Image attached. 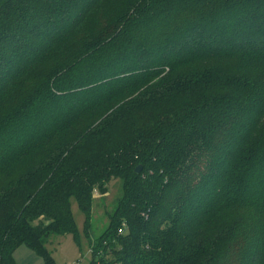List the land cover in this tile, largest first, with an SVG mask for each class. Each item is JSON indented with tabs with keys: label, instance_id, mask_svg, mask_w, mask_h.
I'll return each instance as SVG.
<instances>
[{
	"label": "trees",
	"instance_id": "16d2710c",
	"mask_svg": "<svg viewBox=\"0 0 264 264\" xmlns=\"http://www.w3.org/2000/svg\"><path fill=\"white\" fill-rule=\"evenodd\" d=\"M113 179L91 264H264V0H0V264Z\"/></svg>",
	"mask_w": 264,
	"mask_h": 264
},
{
	"label": "rangeland",
	"instance_id": "374dc122",
	"mask_svg": "<svg viewBox=\"0 0 264 264\" xmlns=\"http://www.w3.org/2000/svg\"><path fill=\"white\" fill-rule=\"evenodd\" d=\"M122 189V181L113 179L103 192L101 189L94 191L89 226L88 219L80 210L77 201L72 200V213L77 233L52 238V241L48 244V249L51 251V256L56 264H91L93 240L99 237L107 228ZM13 255L16 264H45L42 257L38 256L25 244L17 247Z\"/></svg>",
	"mask_w": 264,
	"mask_h": 264
},
{
	"label": "water",
	"instance_id": "95a60500",
	"mask_svg": "<svg viewBox=\"0 0 264 264\" xmlns=\"http://www.w3.org/2000/svg\"><path fill=\"white\" fill-rule=\"evenodd\" d=\"M141 171V166H138L137 168H136V172H140Z\"/></svg>",
	"mask_w": 264,
	"mask_h": 264
},
{
	"label": "built area",
	"instance_id": "2783aa9c",
	"mask_svg": "<svg viewBox=\"0 0 264 264\" xmlns=\"http://www.w3.org/2000/svg\"><path fill=\"white\" fill-rule=\"evenodd\" d=\"M119 231H121V230H119Z\"/></svg>",
	"mask_w": 264,
	"mask_h": 264
}]
</instances>
